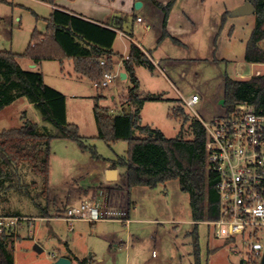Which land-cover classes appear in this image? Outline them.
I'll use <instances>...</instances> for the list:
<instances>
[{"label":"rangeland","instance_id":"rangeland-1","mask_svg":"<svg viewBox=\"0 0 264 264\" xmlns=\"http://www.w3.org/2000/svg\"><path fill=\"white\" fill-rule=\"evenodd\" d=\"M156 1L162 6L171 4L167 26L170 37L162 40L166 17L162 8L152 5L137 12L145 23L134 31V38L151 54L149 59L157 63L153 71L136 67L143 97L155 98L141 109L140 125L158 129L167 138L191 139L192 120L210 122L225 114L221 101L224 100L226 77L249 80L257 72L264 75V65L249 64L245 60L255 15H234L249 0ZM33 3L28 0L0 2V51L22 54L30 43L33 30H46L44 19L50 12ZM132 20L133 16H127L124 24V30L130 33ZM129 44L118 35L112 71L115 78L108 88L100 91L89 79L76 77L72 62L65 63L64 73L56 62L35 69L44 71L46 84L66 96L68 122L78 127L89 149L83 150L71 140L51 142L52 190L48 218L36 217L39 214L30 199L0 191V215L16 213L30 219L11 238L10 250L15 264H52L54 259L71 255L75 257L72 264H241L246 258L245 251L217 239L213 229L205 223L195 229L190 196L176 180L155 188L135 187L129 195L118 193L122 199L128 196L129 222L123 223L117 219L119 217H114L96 224L68 223L63 218L68 198L70 204L73 200L79 205L78 194L88 186L98 189V200L103 209H107L102 200L108 183L102 174L117 157L126 156L128 143L117 142L109 146L96 139L94 108L98 104L120 109V103L125 101L131 82L121 77L120 68L121 56L129 54ZM261 46L264 48V42ZM21 63L24 69H30L25 60ZM100 94L102 99L97 98ZM193 96L199 97V103L193 109L182 104L183 115L176 117L179 102ZM185 119L188 122L185 123ZM26 121L38 125L39 132H45L40 113L22 97L0 112V132L21 128ZM117 168L120 178L114 186L126 187L128 191L126 168ZM1 170H7L2 163ZM22 173L28 184L37 180L27 168L22 169ZM28 190L34 196L39 189L31 186ZM42 204L47 206L43 200ZM196 240L199 256L194 252Z\"/></svg>","mask_w":264,"mask_h":264},{"label":"trees","instance_id":"trees-1","mask_svg":"<svg viewBox=\"0 0 264 264\" xmlns=\"http://www.w3.org/2000/svg\"><path fill=\"white\" fill-rule=\"evenodd\" d=\"M37 1L49 5L56 2ZM249 1L255 7V27L246 45L245 60L249 64L264 65V48L261 46L264 42V0ZM151 2L166 14L164 40L170 37L165 28L171 4L162 6L155 0ZM46 23L45 33L37 29L33 31L24 53L0 51V112L24 97L40 113L45 128V132H39L38 125L26 121L21 128L0 132V163L7 168L0 171V191L5 194L14 192L30 199L39 218L49 217L51 142L55 139L71 140L83 150L89 149V146L79 134L78 127L68 122L66 96L47 85L41 71L26 70L21 62L25 60L40 66L43 62L73 61L77 75L91 82H100L106 72L113 71L114 45L118 32L122 30L123 19L112 17L99 24L55 8ZM128 56L129 59H122L131 87L125 101L120 103V109L95 106L96 139L109 146L117 142L128 143L126 156L117 157L112 162V168H126L129 193L135 187L155 188L159 184L178 181L182 190L190 196L192 218L197 230L200 223L218 217L216 180L208 170L206 161V130L197 119L190 123L191 139L167 138L158 129L141 126V109L146 102L155 98L143 97L135 67L143 66L151 71L155 68L148 55L133 43ZM102 61L106 62L105 66L101 65ZM97 98L102 99L103 95ZM224 101L226 112H231L238 104L264 106V75L253 76L249 80L226 77ZM179 104L175 110L176 117L183 115L182 104L186 107L182 101ZM186 122L188 119H185ZM92 152L96 155V152ZM25 168L38 181L28 184L22 173ZM31 186L39 189L34 196L28 192ZM42 200L46 202V207H43ZM6 216L23 217L16 213ZM12 236L0 234V264H15L10 250ZM194 249L199 256L197 240Z\"/></svg>","mask_w":264,"mask_h":264},{"label":"built area","instance_id":"built-area-1","mask_svg":"<svg viewBox=\"0 0 264 264\" xmlns=\"http://www.w3.org/2000/svg\"><path fill=\"white\" fill-rule=\"evenodd\" d=\"M137 22L143 23V19L138 18ZM101 65L105 66L106 62L102 61ZM255 76L263 73L257 72ZM114 78L112 71L106 72L100 82H94V87L108 88ZM199 100L193 96L183 102L193 109ZM199 121L206 130V161L215 177L218 194L217 219L202 223L213 229L217 239L246 252L241 264H263L264 106L238 104L231 112L210 122ZM114 217L129 222L127 211L104 210L98 198L67 208L63 216L68 222L91 224ZM27 221L30 219L0 215V234L13 235Z\"/></svg>","mask_w":264,"mask_h":264},{"label":"crops","instance_id":"crops-1","mask_svg":"<svg viewBox=\"0 0 264 264\" xmlns=\"http://www.w3.org/2000/svg\"><path fill=\"white\" fill-rule=\"evenodd\" d=\"M29 1L34 2L33 4H39L41 6L46 7L49 10L50 15H51L53 9L61 8V9L67 10L69 12H72L74 14L80 15L88 21L99 23V24H103V23L109 21L112 17L121 18V19H123V25H122V30H120L118 33L120 36H122L125 40H127L130 43L128 53L130 51V46L133 43L134 45L139 47L143 52H145L147 55L149 54L148 57L149 56L151 57V54L147 53L145 51V49L141 46V44L138 43L136 41V39L134 38L135 37L134 31L137 30L140 25L145 23V20H143V23L137 22V19L141 18V17H139L137 12L142 10V9L152 7L153 4H152L151 0H56L54 5L42 3V2L37 1V0H28V2ZM137 2L142 3V6L139 9H136V7H135ZM163 6H165V5H163ZM50 15H49V17H50ZM127 16H131V17L133 16V20L131 21V33L124 30L125 18H127ZM48 18L44 19L45 22H46V19H48ZM168 21H169V18L167 19V25L165 28L167 32H168V30H167ZM149 28L150 27L148 26L147 29H149ZM35 29H37V28H35ZM46 29H47V23H46ZM40 32L45 33L46 30L44 32H42V31H40ZM32 33H31V36H32ZM30 40H31V38H30ZM114 47H115V45H114ZM114 53L116 55L117 52H115V50H114ZM122 58H123V56H121V61H122L121 68H120L121 75L125 74L126 80H129V76H128L125 68H124ZM150 61H151V59H150ZM25 62H26V66L31 69L30 65H33V63H31L29 61H25ZM69 62H72V66H73V70H74L73 61H65L64 63L56 62V63H58L60 65L61 72L64 73L63 69L65 66V63H69ZM151 62L154 65V68L156 69L157 63L154 60H152ZM46 63H53V62H43L40 66H36L35 68H32V69H36L38 67H41V69H42V67ZM136 67H140V66H136ZM136 67H135V72H136ZM141 67H143V66H141ZM74 73H75V71H74ZM43 74L45 77L44 71H43ZM75 75L79 79L84 78V77L77 75L76 73H75ZM69 76H70V74H69ZM111 169L117 170V176L118 177H117L116 181H118L120 178V173L118 171L119 170L118 168H112V166L111 167H109V166L105 167L102 175H103L104 180L108 184L104 188L106 190V193H105L106 195L104 197L102 196L103 197V200H102L103 206H106L107 209H112V208L125 209L129 214L130 213V202H129L128 196L125 197V199H122V196L118 193L127 192V195H129L130 193L127 191L126 187L125 188L124 187L119 188L117 186H114L116 181H114V182L107 181L106 175H107V172ZM80 188H82V187H80ZM51 190L52 189L50 186V191ZM81 190H82V193L78 194V196L80 197V200H78L79 204L82 203L86 199L98 198V196H97L98 189H96V187H89L88 186L87 189L83 188ZM101 194L103 195V193H101ZM71 200H72V198H71ZM69 202H70V198H68V200H67L68 205L67 204L64 205L66 207V209L71 207V206L77 205V204L75 205V201L73 202V200L71 201V204ZM111 202H112V204H111ZM41 219H45V218H41ZM76 222H83V221H76ZM68 223H74V222H68ZM67 258L72 260L75 257L73 255H71Z\"/></svg>","mask_w":264,"mask_h":264},{"label":"water","instance_id":"water-1","mask_svg":"<svg viewBox=\"0 0 264 264\" xmlns=\"http://www.w3.org/2000/svg\"><path fill=\"white\" fill-rule=\"evenodd\" d=\"M141 6H142L141 2H137L135 5L136 9H139ZM254 14H255V7L252 4V2H250V1H247L243 6L238 8L234 13V15H236V16L254 15ZM36 66H37L36 64H33L31 68H35ZM121 77L123 79H126L125 74H122ZM224 103H225V101L222 100L221 104L224 105ZM117 177H118L117 176V170L111 169L107 172V175H106L107 181L114 182L117 180ZM52 264H72V261L69 258L61 257L59 259H56L54 261V263H52ZM263 264H264V259H263Z\"/></svg>","mask_w":264,"mask_h":264}]
</instances>
